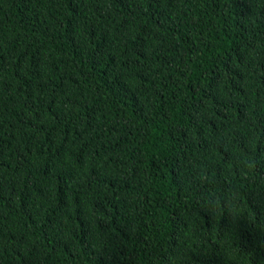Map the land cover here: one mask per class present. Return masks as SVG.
Returning a JSON list of instances; mask_svg holds the SVG:
<instances>
[{"label": "trees", "instance_id": "16d2710c", "mask_svg": "<svg viewBox=\"0 0 264 264\" xmlns=\"http://www.w3.org/2000/svg\"><path fill=\"white\" fill-rule=\"evenodd\" d=\"M0 264H264V0H0Z\"/></svg>", "mask_w": 264, "mask_h": 264}]
</instances>
